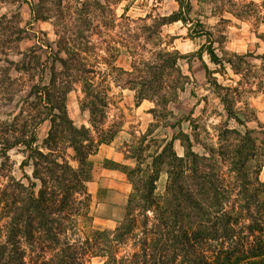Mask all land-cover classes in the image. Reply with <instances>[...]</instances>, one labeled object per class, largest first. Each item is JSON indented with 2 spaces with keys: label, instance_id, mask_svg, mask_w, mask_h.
Wrapping results in <instances>:
<instances>
[{
  "label": "rangeland",
  "instance_id": "374dc122",
  "mask_svg": "<svg viewBox=\"0 0 264 264\" xmlns=\"http://www.w3.org/2000/svg\"><path fill=\"white\" fill-rule=\"evenodd\" d=\"M208 48L220 57L233 52L263 53L264 0H0V139L13 135L12 125L17 128L23 124L28 134L36 131L35 145L49 152L45 140L51 131V120L32 126L30 123L49 112L45 109L46 91L57 97L65 92V107L74 124L88 128L94 141L97 138L110 143L122 159L121 164L106 161L104 154L88 159L89 173L83 175L88 181L99 178L100 185L96 190L95 185L84 180V187L69 198L76 200L75 206L80 208L74 233H69L73 238L92 236L97 226L95 216L117 213V200H129L131 193L132 200H144L142 194L147 189L138 182L152 172L153 156L169 142L178 156L186 155L188 142L182 132L189 135L193 151L206 155L210 148L219 146V132L226 128L244 132L248 126L256 137H264V92L248 93L237 102L242 112L247 106L253 110L250 120L245 119V114L241 116L244 125L230 118L207 79L203 63L225 86L235 85L241 76L228 64L212 62ZM166 50H178L185 56L178 60V68L186 79L170 68L172 76L168 77L165 67L150 86L135 84L140 76L157 70L154 65L162 62ZM70 53V65L82 61L93 67V72L71 66L68 73L59 58L65 59ZM249 60L257 61L253 57ZM121 69L129 71V75ZM84 84H92V90L102 92L108 102L96 111L97 119L105 114L101 125L93 126L88 107L83 108L84 101L90 99L83 91ZM154 91L177 93L164 102ZM14 120L17 124H13ZM95 148L102 147L95 143ZM1 155L0 152L2 188L12 177L31 185L30 177L36 194L44 191L49 199L51 180L45 188L34 176L33 162L37 159L33 161L24 146ZM53 157L78 167L74 149L66 144L60 142ZM117 168L124 171V179L118 177ZM158 168L161 172L152 194L157 200L168 194L170 183L168 165L159 164ZM40 170L37 172L48 176L45 169ZM250 176L259 177L264 186V167ZM104 201L109 203L99 205ZM126 204L119 208L123 217L127 214ZM149 215L152 216L150 211ZM139 246L137 237L128 243V252ZM22 249L27 264L44 257L40 249L25 241ZM108 264H117V259L110 256Z\"/></svg>",
  "mask_w": 264,
  "mask_h": 264
},
{
  "label": "trees",
  "instance_id": "16d2710c",
  "mask_svg": "<svg viewBox=\"0 0 264 264\" xmlns=\"http://www.w3.org/2000/svg\"><path fill=\"white\" fill-rule=\"evenodd\" d=\"M201 51L198 55L202 60ZM207 51L212 62L220 66L228 64L241 76L235 85L225 86L203 63L207 79L215 87L228 116L244 125L241 116L245 114L248 121L254 116L253 110L247 106L242 112L237 102L248 93L264 92V52L258 55L233 52L220 57L212 48ZM71 55L59 58L68 73L71 66L93 72L94 68L85 66L82 61L70 65ZM183 57L178 50H166L162 62L154 65L157 70L149 76H140L134 83L150 86L165 67L168 77L173 70L186 79L178 68V60ZM251 57L257 61L249 60ZM121 70L129 75V71ZM92 88V84L83 86L86 98H90L84 101L83 108L88 107L93 126H97L104 123L105 114L97 119L96 111H101L108 102L102 92ZM52 93H44L45 109L49 112L30 123L32 126L51 120V131L45 140L49 152L44 153L35 145L36 131L28 134L23 124L17 128L12 125L13 135L0 139L1 156L24 146L29 157L33 161L37 159L33 162L34 176L45 188L49 180L52 183L49 199L44 191L36 194L30 177L27 178L31 185L13 177L4 188L0 183V264H27V255L22 249L24 241L44 255L35 264H89L94 256L107 257L105 264L110 256L117 259V264H264V186L259 177L250 176L264 167V137H256L248 126L244 132L236 128L221 130L219 146L210 148L208 155L193 151L189 135L182 132L188 142L186 155L178 156L169 142L153 156L152 172L147 173V179L138 182L147 189L142 194L144 200H132L131 193L127 214L114 231L93 230L92 236L73 238L69 233H74L80 208L75 206L76 200L69 198L84 187V180H89L83 174L89 173L88 157L95 148V141L88 128L77 127L69 117L65 92L62 96L59 93V97ZM176 93L155 92V95L159 94L161 100L168 102ZM16 122L14 120L13 124ZM60 142L74 149L77 168L53 157ZM163 163L168 165L170 183L168 194L157 200L152 194L161 172L159 164ZM41 168L45 169L47 177L37 172ZM132 172L129 171V176ZM230 176L234 180H230ZM135 183L132 181L133 186ZM137 237L141 246L128 252V243Z\"/></svg>",
  "mask_w": 264,
  "mask_h": 264
},
{
  "label": "crops",
  "instance_id": "0c3cea01",
  "mask_svg": "<svg viewBox=\"0 0 264 264\" xmlns=\"http://www.w3.org/2000/svg\"><path fill=\"white\" fill-rule=\"evenodd\" d=\"M95 143H97V147L101 146L102 148L100 150H98V148L97 149L95 148L94 151H92L90 153L88 159L92 156L97 158L98 156H102V154H104L103 159H105L106 161L117 162L118 164L122 163L121 162L122 159L120 158L119 152L115 151V148L110 143L99 142V139L97 140V138L95 139ZM114 170H116V169H111V171H114ZM123 172L124 171H121V169L117 168V175H119L118 177H120V179H124V177H125V173H123ZM88 182L95 185L97 188L96 190H98L99 185H100L99 184V182H100L99 178H97L96 181H92V179H91ZM117 182L118 183H124L121 181H117ZM125 190L128 191V189H125ZM127 194H128V192H127ZM128 198H129V194H128ZM107 203H109V202L104 201V202L99 203V205H101V204L107 205ZM126 203L128 204V200H117V213L96 215L94 222H95V224H97V226H94V229L95 230L114 231L118 227V225L120 224L122 219L124 218L122 216L119 208H121L122 205H125ZM127 204H126V206H127ZM100 259H102V260L100 261ZM105 262H106V260H105L104 256H94L91 258L89 264H95V263L96 264H105Z\"/></svg>",
  "mask_w": 264,
  "mask_h": 264
}]
</instances>
